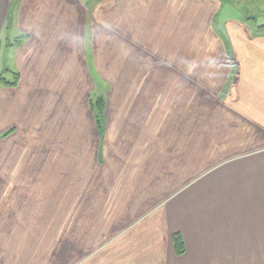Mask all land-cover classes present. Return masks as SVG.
Masks as SVG:
<instances>
[{"label":"crops","instance_id":"crops-1","mask_svg":"<svg viewBox=\"0 0 264 264\" xmlns=\"http://www.w3.org/2000/svg\"><path fill=\"white\" fill-rule=\"evenodd\" d=\"M12 1L0 264H264V31L222 0Z\"/></svg>","mask_w":264,"mask_h":264},{"label":"rangeland","instance_id":"rangeland-1","mask_svg":"<svg viewBox=\"0 0 264 264\" xmlns=\"http://www.w3.org/2000/svg\"><path fill=\"white\" fill-rule=\"evenodd\" d=\"M17 1L14 0L12 1V9L15 8ZM236 7L239 8L240 10V14L242 16L245 17H249V18H245L247 21H250V23L256 25V27L258 28V30H262L264 31V26L259 27V25H264V0H240V5H236L234 4ZM15 15V10L13 11V16ZM12 18V15L10 14V20ZM10 22V21H9ZM22 36V35H21ZM16 38L18 39L19 37L13 36L11 35V39L9 43H12L13 41H17ZM15 69L11 68L10 66H6V67H1L0 68V75H4L8 80H12L14 79L15 75L14 72ZM124 80H119V79H107L104 82L105 87H116V86H121L122 82ZM130 81V80H129ZM166 81V80H165ZM126 80H125V84H126ZM162 86L167 85V83L161 82ZM102 88V87H101ZM103 89V88H102ZM102 89H100L98 92H101ZM100 96L98 95H94V97L92 98L93 101H97V102H103L105 101L103 99V97L98 98ZM98 98V99H97ZM97 99V100H96Z\"/></svg>","mask_w":264,"mask_h":264},{"label":"trees","instance_id":"trees-1","mask_svg":"<svg viewBox=\"0 0 264 264\" xmlns=\"http://www.w3.org/2000/svg\"><path fill=\"white\" fill-rule=\"evenodd\" d=\"M226 3H232V4H236V5H240V0H222ZM241 6V5H240ZM10 14L12 15V18L10 20ZM249 18V17H248ZM12 19H13V9H12V5H11V8L9 9V13H8V24L10 22H12ZM10 21V22H9ZM9 26V25H8ZM20 39V37L18 38V40ZM0 45H1V40H0ZM14 79L12 80H8L4 75H0V87L2 85H12V86H15L18 84L19 82V72H17L16 70L14 71ZM103 113V111H100L99 114L101 115ZM97 115L98 117V122H99V127L102 128L103 127V119L101 118L100 115ZM173 240H174V244H175V247H176V250H177V253L182 255L185 250H186V247H185V241H184V238L181 234L177 233L174 235L173 237Z\"/></svg>","mask_w":264,"mask_h":264}]
</instances>
